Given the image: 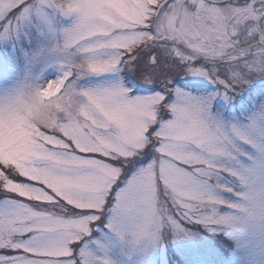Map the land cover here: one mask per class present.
Returning a JSON list of instances; mask_svg holds the SVG:
<instances>
[{"label": "snow or ice", "instance_id": "snow-or-ice-1", "mask_svg": "<svg viewBox=\"0 0 264 264\" xmlns=\"http://www.w3.org/2000/svg\"><path fill=\"white\" fill-rule=\"evenodd\" d=\"M9 45L0 264H167L209 234L264 251V0H0Z\"/></svg>", "mask_w": 264, "mask_h": 264}, {"label": "rangeland", "instance_id": "rangeland-1", "mask_svg": "<svg viewBox=\"0 0 264 264\" xmlns=\"http://www.w3.org/2000/svg\"><path fill=\"white\" fill-rule=\"evenodd\" d=\"M26 47V46H25ZM18 58L21 61V67L23 68V48L20 45L12 46L8 48L0 47V62L7 57ZM45 77L48 80L58 79L60 72L57 68H51L45 73ZM115 79L114 76H92L79 82L80 86L87 87L95 84L109 82ZM131 81L132 84H137L138 81L133 80L130 76L125 78ZM127 83V82H126ZM207 83V82H205ZM0 200L5 199L3 193ZM100 231L93 233V238H99L104 235L106 229L104 225H98ZM218 239L217 236L208 235L206 240L187 241L180 244H170L167 248H161L156 256L167 264H208V257L206 255V249L208 245H212L217 249H223L226 252L224 259L228 264H264V251L257 250L255 252L242 250L233 245L231 240H227L224 237ZM233 245V250H227L228 244ZM230 244V245H231ZM136 264H144L143 258H137Z\"/></svg>", "mask_w": 264, "mask_h": 264}, {"label": "trees", "instance_id": "trees-1", "mask_svg": "<svg viewBox=\"0 0 264 264\" xmlns=\"http://www.w3.org/2000/svg\"><path fill=\"white\" fill-rule=\"evenodd\" d=\"M126 82H129V80H126ZM1 194H2V193H0V197L2 196ZM217 237H218V239H219L220 241H222L221 238H223V236H217ZM230 244H231V243H230ZM230 244H228V245L226 246V247H227V248H226L227 250H229V249H232V250H233L234 247H233L232 244H231V245H230Z\"/></svg>", "mask_w": 264, "mask_h": 264}, {"label": "clouds", "instance_id": "clouds-1", "mask_svg": "<svg viewBox=\"0 0 264 264\" xmlns=\"http://www.w3.org/2000/svg\"><path fill=\"white\" fill-rule=\"evenodd\" d=\"M54 131V130H53Z\"/></svg>", "mask_w": 264, "mask_h": 264}]
</instances>
